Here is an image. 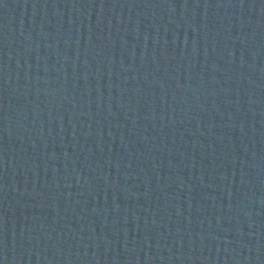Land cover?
<instances>
[{
  "label": "water",
  "instance_id": "obj_1",
  "mask_svg": "<svg viewBox=\"0 0 264 264\" xmlns=\"http://www.w3.org/2000/svg\"><path fill=\"white\" fill-rule=\"evenodd\" d=\"M0 264H264V0H0Z\"/></svg>",
  "mask_w": 264,
  "mask_h": 264
}]
</instances>
